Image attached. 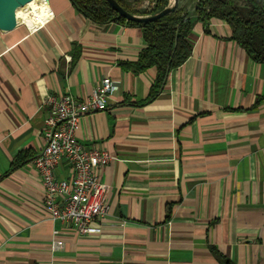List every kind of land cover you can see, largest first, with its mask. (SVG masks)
Returning a JSON list of instances; mask_svg holds the SVG:
<instances>
[{
    "label": "crops",
    "instance_id": "1",
    "mask_svg": "<svg viewBox=\"0 0 264 264\" xmlns=\"http://www.w3.org/2000/svg\"><path fill=\"white\" fill-rule=\"evenodd\" d=\"M49 4L44 25L0 29V264H264V63L226 21L196 19L192 54L146 102L157 69L129 66L143 29ZM105 78L110 105L77 137L113 157L98 169L110 208L99 232L80 234L49 217L30 162L46 142L45 99L87 96Z\"/></svg>",
    "mask_w": 264,
    "mask_h": 264
},
{
    "label": "built area",
    "instance_id": "2",
    "mask_svg": "<svg viewBox=\"0 0 264 264\" xmlns=\"http://www.w3.org/2000/svg\"><path fill=\"white\" fill-rule=\"evenodd\" d=\"M47 4L53 17L49 0ZM26 8L29 11L32 6ZM44 24H37L35 28ZM113 91L112 80L105 78L87 96L49 95L43 104L48 112L44 127L46 142L30 164L40 174L49 217L74 224L80 234L101 230L100 221L110 207L105 199L107 185L100 180L98 169L106 166L113 157L107 150L84 147L77 133L85 115L103 111L110 105ZM63 162L72 170L69 179L56 174ZM62 244L63 241H57V246Z\"/></svg>",
    "mask_w": 264,
    "mask_h": 264
},
{
    "label": "trees",
    "instance_id": "3",
    "mask_svg": "<svg viewBox=\"0 0 264 264\" xmlns=\"http://www.w3.org/2000/svg\"><path fill=\"white\" fill-rule=\"evenodd\" d=\"M80 13L96 23H127L143 29L146 47L136 62L129 65L134 71L156 67L157 78L146 102L154 100L167 81L168 73L182 65L192 54L190 33L196 19L217 18L232 28L235 39L249 54L264 63V0H189L185 7L146 23L128 21L111 8L106 0H70ZM127 11L141 16L153 15L168 6L169 0H146L149 7L135 9L131 0H117ZM143 2L145 0H137ZM192 5V9L189 6ZM26 159L18 158L16 168ZM228 263V261H227Z\"/></svg>",
    "mask_w": 264,
    "mask_h": 264
},
{
    "label": "water",
    "instance_id": "4",
    "mask_svg": "<svg viewBox=\"0 0 264 264\" xmlns=\"http://www.w3.org/2000/svg\"><path fill=\"white\" fill-rule=\"evenodd\" d=\"M32 0H0V29L9 31L18 25L17 10L20 6L29 3ZM111 8L115 10L120 16L128 21L146 23L154 21L174 10L179 6L180 0H173V2L164 8L162 11L147 16L133 14L127 11L117 0H106ZM169 74V73H168ZM168 78V77H167Z\"/></svg>",
    "mask_w": 264,
    "mask_h": 264
},
{
    "label": "bare ground",
    "instance_id": "5",
    "mask_svg": "<svg viewBox=\"0 0 264 264\" xmlns=\"http://www.w3.org/2000/svg\"><path fill=\"white\" fill-rule=\"evenodd\" d=\"M29 5L32 6V9L28 11L26 6ZM48 9H49L48 4H47V8L44 7L43 0H35V3L30 1L29 3L22 5L18 8L17 16L18 19L21 21H23L22 19H20V17L22 16H30V18L33 19L43 20V18L48 15Z\"/></svg>",
    "mask_w": 264,
    "mask_h": 264
},
{
    "label": "clouds",
    "instance_id": "6",
    "mask_svg": "<svg viewBox=\"0 0 264 264\" xmlns=\"http://www.w3.org/2000/svg\"><path fill=\"white\" fill-rule=\"evenodd\" d=\"M32 2L35 3V0H32ZM43 4H44V7L47 8V0H43ZM51 18H52V13L50 9H48V15L44 17L43 20L33 19V18H30V16L20 17V19H22L23 22L28 25L30 30L34 29L37 24L46 23Z\"/></svg>",
    "mask_w": 264,
    "mask_h": 264
},
{
    "label": "rangeland",
    "instance_id": "7",
    "mask_svg": "<svg viewBox=\"0 0 264 264\" xmlns=\"http://www.w3.org/2000/svg\"><path fill=\"white\" fill-rule=\"evenodd\" d=\"M173 2V0H169L168 6ZM190 3L189 0H180V6L185 7L186 4ZM131 4L133 5V7L139 10H144L146 8L149 7V2L148 1H143V2H138L137 0H131ZM192 6V5H191Z\"/></svg>",
    "mask_w": 264,
    "mask_h": 264
}]
</instances>
